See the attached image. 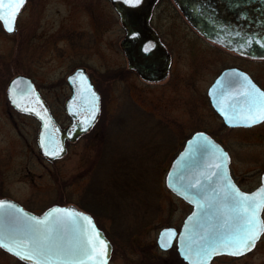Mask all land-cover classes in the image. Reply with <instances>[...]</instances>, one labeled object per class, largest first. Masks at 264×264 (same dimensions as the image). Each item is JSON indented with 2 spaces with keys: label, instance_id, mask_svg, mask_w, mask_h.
<instances>
[{
  "label": "rangeland",
  "instance_id": "rangeland-1",
  "mask_svg": "<svg viewBox=\"0 0 264 264\" xmlns=\"http://www.w3.org/2000/svg\"><path fill=\"white\" fill-rule=\"evenodd\" d=\"M81 3L92 11H102L101 0H26L14 32L7 35L0 26V197L8 195L36 214L58 202H70L88 212L112 245L109 264H186L175 244L168 251H161L156 244L163 226L178 229L191 211L187 202L165 187L170 161L190 133L215 132L225 148L230 152L236 149L234 174L244 185L252 183V167L263 166L264 157L245 155L247 162L240 161L241 142L261 141L264 134L225 132L206 93L211 73L224 60L216 57L211 62L207 48L201 52V39L184 27L166 1L158 6L157 15L169 22L163 33L174 43L166 45L175 51L174 70L165 81L155 84L142 81L127 69L117 44L108 39L115 28L113 20L103 18L93 26L89 16L76 13ZM71 32L73 36L81 32L89 38L96 36V43L89 41L83 61L89 71L105 76L100 124L105 134L108 129V142L105 135L102 157L97 155L96 137L76 143L61 159L44 165L33 150L35 132L28 122L22 121L19 141L12 139L4 126L9 119L6 86L11 77L23 73L39 83L47 81L43 86L54 89L62 74L67 75L79 60L74 51L79 53L80 47L68 46L65 40ZM119 69L124 71L120 77L115 74ZM10 113L16 118L13 111ZM105 154L108 155L104 157ZM119 154L126 156L127 163L123 164L133 171L123 178H128L135 188L122 192L110 184L100 191L105 182L121 180L120 173L117 175L109 164ZM104 198L114 200L113 218L93 216L91 210L84 209L92 200L107 203ZM0 264L26 263L0 249ZM211 264H264V232L249 253L240 257L216 256Z\"/></svg>",
  "mask_w": 264,
  "mask_h": 264
},
{
  "label": "flooded vegetation",
  "instance_id": "flooded-vegetation-1",
  "mask_svg": "<svg viewBox=\"0 0 264 264\" xmlns=\"http://www.w3.org/2000/svg\"><path fill=\"white\" fill-rule=\"evenodd\" d=\"M101 1L103 5L99 7V9L102 10L100 12L92 11L81 3L82 8L80 7V9H77L76 13L89 16V20L93 23V26H97V24L101 23L103 18L109 21L113 20L112 22L115 28L112 30V37L108 36V39L117 44L120 51L119 54H121L124 61H126L127 69L135 73L142 81L148 84L165 81L174 70L175 51H171L166 46L168 42L171 44L174 43L170 40L172 38L169 37L168 34L163 33L164 28L168 29L167 26L169 22L164 16L160 14L157 15L158 6L162 1H166L169 6L173 7L174 15L178 19L181 18L184 27L195 32L198 37L196 38L197 40L201 39V42H198L201 52L204 53V49L207 48L211 62L216 59V57L224 60L221 67L217 68L213 74L211 73V78L207 86L208 90L211 86H217V83L221 82L220 88L225 87L224 89L226 90L227 97L230 98L231 101H226L221 104V107H241L242 109H239L237 115L241 114L247 121V117L254 114L258 106L264 103V98L260 96L261 93H264V0H190L191 2L195 1L194 5H197L196 7L200 12L215 15L218 21L216 24L220 29L219 32L233 37L226 38V41L237 43V41L241 39L243 45H248L250 48L253 46L257 47V55L239 52L237 49L235 50L229 48L227 45H223V41H217V39L214 40L207 38V36H203L198 32L196 27L189 22L176 0H139L138 3L136 0ZM77 35L78 36H75L74 34L73 36L71 32L67 34L65 40L68 46H73L74 48L80 47V49H78L79 53L77 50L74 51V54L79 56L78 63L67 75L62 74V80L57 81L55 85H53L54 89L43 86L47 81L39 83L34 77L29 76L39 96H41V100H38L32 95L22 100L17 106H14V104L9 102L6 96V108L9 109V119H6V122H4V126L7 127L6 130L13 135L12 139L19 141L22 139V121L23 123L24 121L28 122V125L32 127L33 133L35 132V149L33 150L36 152L35 154L38 160L44 165L52 164L57 159H61L72 147H74V145H76V143H86V141H90L96 137L99 138L96 144L97 146H95L97 155L102 157L103 154V142L106 134L100 121L103 104L101 87L104 86L105 76L98 77V74L94 73V71H89L83 61L85 50L90 43L89 41L96 43V36L93 34L90 40L89 35L83 32ZM258 51L261 53H258ZM211 52L214 54H211ZM227 68L232 70L228 71L226 78L219 81L220 74ZM123 72L122 69H119L115 74L120 77ZM87 79L93 87L90 94L87 92L90 84L87 82ZM86 92L87 94H85ZM245 93H248V95H245ZM96 98L99 99L100 104L99 110L96 112L95 121L93 125L83 130L90 117L96 111ZM209 102L216 116L221 119L225 132L229 134L232 132V134H234L242 131V133L246 135L251 133L261 134V132L264 134V120L252 123L250 126L248 123L246 125L229 126L224 123L220 113L215 110L216 108L213 107L210 98ZM10 110L14 112L16 118L12 116ZM7 120L9 122H7ZM42 123L45 124L46 132L49 134L50 139L54 141L56 148L59 149L66 146V152L62 157L47 158L40 151L37 139L39 138L38 132ZM210 135L223 146L224 143L218 133L213 132L210 133ZM261 138V141L256 140L251 143L242 141L241 145L244 149H242L243 153H241L242 158H240L241 156L237 158H240V161L247 162L245 160V155H250L254 158L256 156L261 157L262 155L264 157V136H261ZM226 146L230 147L229 145ZM87 147L88 145L85 147V152L88 151ZM223 148L230 159L228 167L230 169V176L234 179V183L246 192L257 188L263 179L264 165L257 168L252 167V172L254 171L255 174L250 177L254 179L252 183L247 182L248 184L246 183L247 185H244L234 174L232 167V162L236 157V149L233 148L234 150L232 149L230 152V149L224 146ZM256 171L259 172V175ZM1 197L6 198L8 195ZM8 198L14 200L10 196ZM58 204L60 203L51 204V206ZM69 204L76 207L70 202ZM263 215L264 210H262V218L264 219ZM181 223L183 224V220ZM182 224H180L178 230H180Z\"/></svg>",
  "mask_w": 264,
  "mask_h": 264
},
{
  "label": "water",
  "instance_id": "water-1",
  "mask_svg": "<svg viewBox=\"0 0 264 264\" xmlns=\"http://www.w3.org/2000/svg\"><path fill=\"white\" fill-rule=\"evenodd\" d=\"M10 2L11 0H3L4 6L0 8V15L8 17L13 27L12 31H8L5 20L0 19L2 29L8 34L14 32L15 26H17L16 20L18 14L25 5L26 0L23 6L19 8L14 20H12L10 15L14 9L8 7ZM176 2L185 13L189 22L203 36L223 41V45H227L229 48L235 50L237 49L239 52L257 55V47L253 46L250 48L248 45L245 46L242 44L241 39L237 43L226 41V38L233 37L220 33L215 15L200 12L196 7L197 5H194L195 1L176 0ZM258 53L261 52L258 51ZM230 70L232 69L227 68L224 70L219 76V81L226 78ZM87 82L90 83L88 79ZM220 85L221 82L217 83V86H211L207 90V96H209L213 107L220 113L225 124L229 126L246 125L247 121L244 119L245 117H242L241 114L237 115L239 109H242L241 107H221V104L228 100L231 101V99L227 97L225 87L220 88ZM7 87L6 96L14 106H17L22 100L32 95L38 100L41 97L31 78L23 75V73L11 77ZM92 90L93 87L90 83L87 91L88 94ZM96 102V111L90 117L83 130L89 128L95 121L96 112L99 110V99L96 98ZM38 137L37 141L40 151L45 157L60 158L65 154L66 146L63 145L64 147L56 148L54 141L50 139L49 134L46 132L44 123L41 124ZM229 160V156L222 147V144L218 143L216 139L204 131H195L186 139L183 147L179 149V152L170 161L164 177V184L170 192L172 191L174 195L188 202L192 209L185 219H183V224L179 231L174 226H163L159 230L156 244L161 251H168L173 247L174 242H176V250L184 262L186 261L187 264H204L203 253L200 250L208 241L201 240V237L206 234L209 236V239L212 235L226 237L240 228L243 217L237 211H234V209L238 208V201L234 197L236 193L248 197H259L261 191L264 190V173L261 184L252 191L246 192L240 189L234 183V179L231 178L228 167ZM216 165H220V167H216ZM0 203L5 205V207H0V243L14 247L15 241L30 238L28 235L29 226L39 227L42 232L51 230L52 238L60 245L59 249H55L50 254L52 257L51 261H45L44 257H38L39 264H64V262L78 264L81 260L85 261V264H92L86 258V242L89 237H92L94 242L103 241L107 244V264H109L112 245L102 229L96 225L91 214L77 209L70 204L48 206L47 210L36 214L24 209L18 201L8 197L0 198ZM56 210H60V212ZM64 210L72 213V216L70 218L65 217L62 223H57L58 218L62 216ZM262 210L264 209L262 208L258 213L257 223L264 226V219H262L261 215ZM84 217L90 218V222L84 219ZM225 220H228L227 225L224 223ZM36 221H42L43 223L36 225ZM262 233L256 242L260 239ZM34 234L32 233V235ZM97 234L98 241L96 240ZM0 249L8 254L10 253L17 260H21V262L37 264V260H23L3 246H0ZM198 253L200 254L198 255ZM60 256L63 257V260L59 259ZM215 256L221 255L211 256L206 261V264H211ZM227 256L236 257L232 255ZM240 256L243 255H239L238 257Z\"/></svg>",
  "mask_w": 264,
  "mask_h": 264
},
{
  "label": "snow or ice",
  "instance_id": "snow-or-ice-1",
  "mask_svg": "<svg viewBox=\"0 0 264 264\" xmlns=\"http://www.w3.org/2000/svg\"><path fill=\"white\" fill-rule=\"evenodd\" d=\"M24 2L25 0H11L8 4L10 9H14L10 14L12 20H14L15 15L19 8L23 6ZM136 2L138 3L139 0H136ZM3 6V0H0V8ZM0 19L5 20L8 31L13 30L8 17L0 15ZM245 95H248V93H245ZM260 96L264 98V93H261ZM260 120H264V103L258 106L254 114L247 117L249 126ZM216 167H220V165H216ZM234 199L238 201V208L234 209V211H237L239 215L243 217L242 224L239 229L226 237L222 235H212L209 239L207 234L201 237V240L208 241L200 250L203 253L204 264H206V261L213 255H244L246 252L251 251L261 232H264V226L257 223L258 213L264 208V190L261 191L259 197H248L236 193ZM0 207H5V205L0 203ZM56 211L60 212V210ZM71 216L72 213L64 210L62 216L58 218L57 223H62L65 217L70 218ZM84 219L90 222V218L84 217ZM35 223L39 225L43 222L36 221ZM224 223L227 225L228 220H225ZM32 233L35 234L32 235ZM28 235L30 236L29 239L15 241L14 247H9L7 244L3 243H0V246L5 247L8 251L13 252L23 260H37V264H39L38 257H44L45 261H51L52 257L50 254L55 249L60 248V245L52 238L51 230L42 232L39 227L29 226ZM96 240L98 241V234L96 235ZM86 243L87 260L91 261L92 264H107V244L103 241H98V243L94 242L92 237H89ZM17 249H19V251H17ZM199 254L200 253H198V255ZM59 259L63 260V257L60 256ZM64 264H70V262H64ZM78 264H85V261L81 260Z\"/></svg>",
  "mask_w": 264,
  "mask_h": 264
},
{
  "label": "trees",
  "instance_id": "trees-1",
  "mask_svg": "<svg viewBox=\"0 0 264 264\" xmlns=\"http://www.w3.org/2000/svg\"><path fill=\"white\" fill-rule=\"evenodd\" d=\"M108 129H106V143L108 142ZM108 155V154H107ZM106 154L104 155V157L107 156ZM113 159L115 160L114 162H109V164L111 166L114 167V172L119 175L122 176L121 180H111V183H107L105 182L101 187H100V191L102 189H107V185H112V186H115L118 190L120 189L122 192H127L129 190H131L132 188L134 189L135 186L133 184H131V182L128 180V178H123V175H125V177H129L130 174L133 173V171L129 168H127V166H125V164H123L124 162L127 163V160H126V156H124L123 154H119V156H116L115 155V158L113 157ZM119 182V183H118ZM131 188V189H130ZM133 189L131 191H133ZM104 193L106 194V191H104ZM101 194V193H100ZM1 195V193H0ZM108 196V195H107ZM111 197V196H110ZM108 199H109V196H108ZM104 200H106L105 202L107 203H101L100 201H94L92 200V203L90 202L89 204L86 203V205L84 206L86 210H91V213L93 216H103V217H107V218H113L115 216V213H116V208H115V204H114V200H111L110 201H107L106 198H104ZM116 203V201H115ZM155 207H157L155 205ZM147 221V220H146ZM142 225H144V223L142 222L141 223ZM132 234V233H130ZM129 236L128 238H131L130 235H127ZM124 240H127V239H124ZM128 242L130 240H127Z\"/></svg>",
  "mask_w": 264,
  "mask_h": 264
}]
</instances>
